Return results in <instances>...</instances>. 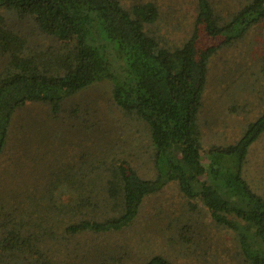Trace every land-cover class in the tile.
<instances>
[{
	"label": "trees",
	"instance_id": "obj_1",
	"mask_svg": "<svg viewBox=\"0 0 264 264\" xmlns=\"http://www.w3.org/2000/svg\"><path fill=\"white\" fill-rule=\"evenodd\" d=\"M194 13L188 36L171 43L158 31L160 12L152 1L0 0V154L17 108L46 103L57 118L66 98L107 80L114 105L148 130L157 175L141 176L125 154L93 138L91 151L84 147L77 161L63 162L58 180L45 185L50 209L81 215L65 231H119L134 221L147 195L176 181L215 223L235 232L246 263L264 264V196L244 173L249 147L264 132V110L235 142L206 150L197 122L210 57L264 19V0H246L228 17L210 0H195ZM14 19L54 45L31 47ZM99 197H107L106 208L99 209ZM33 237L11 232L3 248L51 264ZM145 264L174 263L155 254Z\"/></svg>",
	"mask_w": 264,
	"mask_h": 264
},
{
	"label": "rangeland",
	"instance_id": "obj_2",
	"mask_svg": "<svg viewBox=\"0 0 264 264\" xmlns=\"http://www.w3.org/2000/svg\"><path fill=\"white\" fill-rule=\"evenodd\" d=\"M120 1L125 6L157 4L158 31L166 42L180 43L191 32L195 0ZM210 1L224 17L246 2ZM11 24L28 35L33 48L54 45L28 31L26 22L14 19ZM111 87L105 80L66 98L57 118L46 103L30 102L12 113L0 154V264L43 263L25 250H5L3 240L11 232L33 234L51 264H145L155 254L174 264H248L238 255L235 232L215 223L200 201L183 195L176 181L147 195L134 221L119 231H65L67 223L81 215L50 209L45 185L54 184L61 166L77 161L84 147L91 151L93 138L125 154L141 176L157 175L148 130L114 105ZM263 110L264 19L209 59L197 116L203 150L235 142ZM244 169L252 188L264 196V132L250 145ZM98 199L99 209L106 208L107 197Z\"/></svg>",
	"mask_w": 264,
	"mask_h": 264
}]
</instances>
